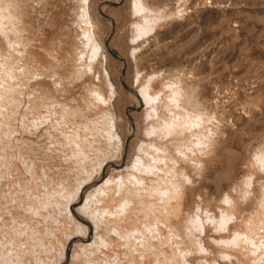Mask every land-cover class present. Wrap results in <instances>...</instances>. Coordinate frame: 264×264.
<instances>
[{"label":"rangeland","instance_id":"1","mask_svg":"<svg viewBox=\"0 0 264 264\" xmlns=\"http://www.w3.org/2000/svg\"><path fill=\"white\" fill-rule=\"evenodd\" d=\"M133 2L0 0V264H264V0Z\"/></svg>","mask_w":264,"mask_h":264},{"label":"bare ground","instance_id":"2","mask_svg":"<svg viewBox=\"0 0 264 264\" xmlns=\"http://www.w3.org/2000/svg\"><path fill=\"white\" fill-rule=\"evenodd\" d=\"M88 0H86V2H87ZM134 4H133V8H136V9H138V10H140V11H143V16L145 17V20L144 21H142L141 20V22H137V23H135L133 26H134V28H135V30L136 31H138L139 29H141L142 30V28H147V27H150L151 26V28L152 29H155V25H156V20H154V18L152 17V18H150V16H149V14H148V10L149 9H147V7L144 5V3L142 2V0H134V2H133ZM135 9V10H136ZM92 13H90L89 12V10L87 9V5H86V7H84V9H83V11H82V20H83V23H84V34H85V36H86V38H87V41H89L92 45H93V47H94V49H95V55H101V54H103L104 53V46H103V44L100 42V39L98 38V36H97V33L96 32H94L93 30H91L92 28H91V26H93V21H91V15ZM93 19V18H92ZM81 21V20H80ZM148 21V24L149 25H147V22ZM159 22V21H158ZM95 25V24H94ZM83 26V25H82ZM140 26H141V28H140ZM135 31V32H136ZM137 34V33H136ZM93 56V55H92ZM95 57V56H94ZM100 58V57H99ZM98 58V59H99ZM105 58L107 59V55H105ZM97 59V60H98ZM101 59V58H100ZM94 64V63H93ZM106 76H108L109 77V73H108V71H106ZM109 80V86H110V91H111V93L112 94H114V91L116 90V86L114 85V83L111 81V79L109 78L108 79ZM142 89V88H141ZM98 92V94H101V92L100 91H97ZM137 93L139 94V95H141V99H142V101L143 102H145V103H148L150 100H151V92H150V90L148 89V88H144V89H142V90H137ZM102 96V95H101ZM110 96H111V94H110ZM112 128H114V129H118V125H117V122L116 121H113V123H112ZM116 138H117V140H121V138H120V136H119V134H117L116 133ZM190 167H192V165L190 166ZM131 170V169H130ZM134 170V169H133ZM129 171V170H128ZM134 172V171H133ZM135 173V172H134ZM139 175V174H138ZM115 177V176H114ZM114 177H110V178H107L102 184H101V186L97 189V190H99V189H102V190H99L100 192H99V196H100V198H104V199H107L108 201L107 202H111L112 203V205H114L113 204V202H115L116 204H117V202H119V201H121V202H119L118 204H120V205H122L123 206V208L121 209V213L120 214H118V215H116V216H114V219L113 220H115V218L116 219H119V220H128L129 218H130V216H131V213H130V207L128 208V207H125L126 205V202H127V199H128V197H126V195H123V196H120L119 194L117 195V193L115 192L116 190H118V189H120V186H121V182L124 180V178H123V176H121L120 178H114ZM121 183V184H120ZM126 183V182H125ZM179 184H181V183H179ZM182 185V184H181ZM183 186H185V185H183ZM101 187H103V188H101ZM184 188H186V187H184ZM178 189H176V191H177ZM179 191V190H178ZM120 192V191H119ZM185 189L184 190H182V191H180V193H172V195H173V197L172 198H174V199H176V201H177V203H181L182 204V202H183V198H184V196H185ZM264 193V192H263ZM262 193V194H263ZM171 195V196H172ZM263 197V196H262ZM171 199V198H170ZM173 199V200H174ZM103 200V199H102ZM129 201V200H128ZM236 202V201H235ZM238 202V201H237ZM236 202V203H237ZM264 202V201H263ZM110 204V203H109ZM239 203H237V205H238ZM234 206L233 207H237V205L234 203L233 204ZM242 205V204H241ZM111 206V205H110ZM178 206H179V204H178ZM96 207V206H95ZM114 207H115V205H114ZM125 207V208H124ZM176 207V206H175ZM180 207V206H179ZM232 206H231V208H233ZM245 207V206H244ZM243 207V208H244ZM239 208V207H238ZM262 209V208H261ZM236 210V209H235ZM114 211V210H113ZM177 211V210H176ZM233 211H234V209H233ZM236 213V212H235ZM80 214V213H79ZM78 214V215H79ZM82 215V214H81ZM132 217V216H131ZM158 219V218H157ZM261 221V220H260ZM132 222V221H131ZM122 223V222H121ZM127 223H129V222H127ZM158 223V222H157ZM126 225V224H125ZM128 225V224H127ZM155 225V224H154ZM162 225V224H161ZM138 226L136 225V224H134V223H130V225H129V228L130 229H136ZM153 227V226H152ZM154 228V227H153ZM207 228V227H206ZM253 228V227H252ZM259 228V227H258ZM126 229H128L127 227H126ZM129 229V230H130ZM158 229L160 230V226H158ZM164 229V228H163ZM162 229V227H161V231L163 230ZM245 229H248L247 227L245 228ZM254 229V228H253ZM253 229H250L249 228V231L250 230H253ZM139 230V229H138ZM137 230V231H138ZM155 230V229H154ZM254 230H256V228L254 229ZM258 230V229H257ZM261 230V229H260ZM88 231V230H87ZM132 231V230H131ZM135 231V230H134ZM133 231V232H134ZM156 231V230H155ZM162 232H164V231H162ZM161 232V233H162ZM177 232H178V230H177ZM248 232V231H247ZM253 232V231H252ZM250 233L249 235H251V234H253V233ZM158 233V232H157ZM207 233V232H206ZM256 233V232H255ZM111 234V233H110ZM240 234V233H239ZM167 236V235H166ZM209 236V235H208ZM206 237V236H205ZM88 238H89V235H84V236H81V239L82 240H88ZM207 238V237H206ZM80 239V238H79ZM205 240V239H204ZM207 241V240H206ZM88 244V243H87ZM150 245V244H149ZM148 244H147V246H144V248H148V246H149ZM139 246V245H138ZM152 246V245H151ZM150 247V246H149ZM154 247V246H153ZM162 248V247H161ZM158 249V248H157ZM207 249V248H206ZM147 250V249H146ZM149 250H151V247H150V249ZM153 250V249H152ZM162 250V249H161ZM173 250H175V249H173ZM177 250V249H176ZM144 251V250H143ZM163 253H165V251H162ZM173 253V252H172ZM172 253H170V254H172ZM174 254V253H173ZM208 254V253H207ZM207 254H205V255H207ZM142 255V254H141ZM175 257H177V253H175ZM143 256V255H142ZM161 256V255H160ZM170 256V255H169ZM174 256V255H173ZM228 256H229V254H228ZM139 258V257H138ZM170 258H172V257H170ZM149 259V258H148ZM165 260V259H164ZM125 261V260H124ZM174 260L172 259V262H173ZM176 261V260H175ZM174 261V262H175ZM176 263V262H175ZM174 264V263H173Z\"/></svg>","mask_w":264,"mask_h":264},{"label":"snow or ice","instance_id":"3","mask_svg":"<svg viewBox=\"0 0 264 264\" xmlns=\"http://www.w3.org/2000/svg\"><path fill=\"white\" fill-rule=\"evenodd\" d=\"M209 3H211V0H209Z\"/></svg>","mask_w":264,"mask_h":264},{"label":"water","instance_id":"4","mask_svg":"<svg viewBox=\"0 0 264 264\" xmlns=\"http://www.w3.org/2000/svg\"><path fill=\"white\" fill-rule=\"evenodd\" d=\"M139 96H140V98H142L141 95H139ZM141 100H142V99H141Z\"/></svg>","mask_w":264,"mask_h":264}]
</instances>
